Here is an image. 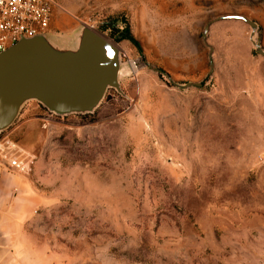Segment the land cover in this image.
<instances>
[{
    "label": "rangeland",
    "instance_id": "obj_1",
    "mask_svg": "<svg viewBox=\"0 0 264 264\" xmlns=\"http://www.w3.org/2000/svg\"><path fill=\"white\" fill-rule=\"evenodd\" d=\"M55 4L46 33L88 27L130 72L91 114L30 101L0 133L32 161L14 264H264V0ZM226 15L254 37L220 21L206 45Z\"/></svg>",
    "mask_w": 264,
    "mask_h": 264
},
{
    "label": "water",
    "instance_id": "obj_2",
    "mask_svg": "<svg viewBox=\"0 0 264 264\" xmlns=\"http://www.w3.org/2000/svg\"><path fill=\"white\" fill-rule=\"evenodd\" d=\"M230 20L248 25L254 37L255 22L242 15H226L207 22L203 42L207 45V33L213 23ZM251 42L257 54L264 57L260 45ZM125 72H130V65L122 62L120 50L85 26L66 40L49 33L21 38L0 52V133L15 122L30 101L57 116L91 114L109 89L121 93L120 80ZM174 86L190 88L200 84Z\"/></svg>",
    "mask_w": 264,
    "mask_h": 264
},
{
    "label": "built area",
    "instance_id": "obj_3",
    "mask_svg": "<svg viewBox=\"0 0 264 264\" xmlns=\"http://www.w3.org/2000/svg\"><path fill=\"white\" fill-rule=\"evenodd\" d=\"M55 7V0H0V52L21 38L46 33ZM0 164L10 173L25 175L32 161L14 142L0 137Z\"/></svg>",
    "mask_w": 264,
    "mask_h": 264
},
{
    "label": "crops",
    "instance_id": "obj_4",
    "mask_svg": "<svg viewBox=\"0 0 264 264\" xmlns=\"http://www.w3.org/2000/svg\"><path fill=\"white\" fill-rule=\"evenodd\" d=\"M19 179L0 164V264H14L12 256L14 240L20 226L25 224L26 209L19 206Z\"/></svg>",
    "mask_w": 264,
    "mask_h": 264
},
{
    "label": "bare ground",
    "instance_id": "obj_5",
    "mask_svg": "<svg viewBox=\"0 0 264 264\" xmlns=\"http://www.w3.org/2000/svg\"><path fill=\"white\" fill-rule=\"evenodd\" d=\"M253 38V37H252ZM254 41V38L252 39ZM255 42V41H254Z\"/></svg>",
    "mask_w": 264,
    "mask_h": 264
}]
</instances>
